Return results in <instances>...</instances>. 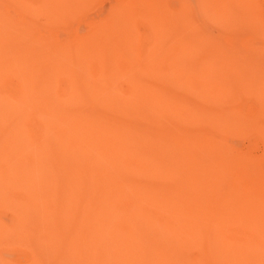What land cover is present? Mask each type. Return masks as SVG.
<instances>
[{"label":"bare ground","instance_id":"6f19581e","mask_svg":"<svg viewBox=\"0 0 264 264\" xmlns=\"http://www.w3.org/2000/svg\"><path fill=\"white\" fill-rule=\"evenodd\" d=\"M95 2L0 0V264H264L256 59L214 77L183 0Z\"/></svg>","mask_w":264,"mask_h":264},{"label":"rangeland","instance_id":"374dc122","mask_svg":"<svg viewBox=\"0 0 264 264\" xmlns=\"http://www.w3.org/2000/svg\"><path fill=\"white\" fill-rule=\"evenodd\" d=\"M90 1L87 0V3ZM112 2L113 0H96L88 7L96 8L95 12L91 10L89 12L94 15L99 12V8H108ZM183 4L185 18L195 27L191 34L197 46L213 47L211 55L218 56L212 63V67L217 69L214 71V77L223 74L226 80L234 78L238 80L234 70L235 63H230V56L248 55L256 59L250 62L256 68L259 79L253 83H259L264 87V0H183ZM250 81L252 80L246 79L244 86L253 85ZM61 86L64 87V84ZM253 105L255 106L253 98H245L244 112H254L256 106L254 108ZM247 107L251 110L249 111ZM235 141L233 143L237 148H241L240 151L247 155L263 154L264 145L260 139L243 135L242 140L237 137ZM20 255L24 256L22 253Z\"/></svg>","mask_w":264,"mask_h":264}]
</instances>
